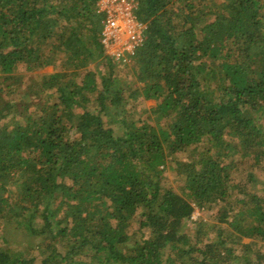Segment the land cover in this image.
<instances>
[{
	"label": "trees",
	"instance_id": "16d2710c",
	"mask_svg": "<svg viewBox=\"0 0 264 264\" xmlns=\"http://www.w3.org/2000/svg\"><path fill=\"white\" fill-rule=\"evenodd\" d=\"M125 1L120 69L99 0H0V264H264V0Z\"/></svg>",
	"mask_w": 264,
	"mask_h": 264
},
{
	"label": "rangeland",
	"instance_id": "374dc122",
	"mask_svg": "<svg viewBox=\"0 0 264 264\" xmlns=\"http://www.w3.org/2000/svg\"><path fill=\"white\" fill-rule=\"evenodd\" d=\"M125 3L124 4H127V10H124L126 7H123V9L119 8V9H116V4H114L113 6V9H112V12L113 14H115L116 17L120 18V23L123 27L124 30H131L132 32H135L137 31V34L135 32L136 35H139L140 36V39L142 40V43L139 44L138 46V49L140 47H142L143 45V42L147 41L149 39V36L150 35H146L145 31H146V24H137L136 21L134 20V16L132 14V11L136 9V4L135 3H131V2H127L125 0H123ZM125 13V14H124ZM130 14L129 16L130 17H127L125 19V16L126 14ZM124 17V18H122ZM129 22V24H128ZM130 25H134V28L133 29H130ZM126 32V31H125ZM125 32L122 33V35H120V38L117 42H114L111 46H109L105 53L107 55H110V56H113L114 57V61H115V66L118 67V68H122L124 66L125 63H128V56H132V55H129V54H126V53H122L121 52V43L123 41V36L125 34ZM136 51V50H135ZM103 64H99V66H102ZM52 72V69L51 68H47V69H39L36 74H43V73H51ZM150 104L149 102H147V105ZM20 121L21 120V116H18L16 115L14 118H7V119H4L2 122H1V125L5 128V127H9L11 126L15 121ZM173 172V171H172ZM171 176V171H170V174ZM192 215V219L196 220L198 219L199 217L202 216V213L199 212L198 210H195L193 211V214ZM209 215L210 213H206V215L203 216V218L207 221H211L209 218ZM216 219H214L213 221H215ZM208 223H211V222H208Z\"/></svg>",
	"mask_w": 264,
	"mask_h": 264
},
{
	"label": "built area",
	"instance_id": "2783aa9c",
	"mask_svg": "<svg viewBox=\"0 0 264 264\" xmlns=\"http://www.w3.org/2000/svg\"><path fill=\"white\" fill-rule=\"evenodd\" d=\"M124 3L125 2L123 0H99L97 4L98 12L105 14V22L103 24L102 30L103 44L107 49L114 42H117L120 38V35H122V33L126 31L121 43V52L133 55L135 50L138 49L139 44L142 43V40L140 39L139 35L135 34V32L137 33V31L132 32L131 30H124L120 23V18L116 17L112 12L114 4H116V9H123V7H126L124 10H127V4ZM129 15V13L126 14L125 19L127 17H130ZM133 28L134 25H130V29Z\"/></svg>",
	"mask_w": 264,
	"mask_h": 264
},
{
	"label": "clouds",
	"instance_id": "9594fccd",
	"mask_svg": "<svg viewBox=\"0 0 264 264\" xmlns=\"http://www.w3.org/2000/svg\"><path fill=\"white\" fill-rule=\"evenodd\" d=\"M97 7V6H96ZM97 11H98V8H97ZM99 13V12H98ZM104 22H105V20H104ZM102 30H103V28H102ZM101 34H102V32H101ZM102 37H103V35H102ZM102 43H103V39H102ZM104 45V44H103ZM105 48V47H104Z\"/></svg>",
	"mask_w": 264,
	"mask_h": 264
}]
</instances>
